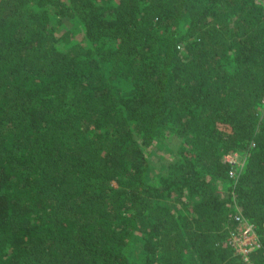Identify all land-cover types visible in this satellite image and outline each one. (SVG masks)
<instances>
[{"label":"trees","instance_id":"obj_1","mask_svg":"<svg viewBox=\"0 0 264 264\" xmlns=\"http://www.w3.org/2000/svg\"><path fill=\"white\" fill-rule=\"evenodd\" d=\"M0 264H264V0H0Z\"/></svg>","mask_w":264,"mask_h":264},{"label":"built area","instance_id":"obj_2","mask_svg":"<svg viewBox=\"0 0 264 264\" xmlns=\"http://www.w3.org/2000/svg\"><path fill=\"white\" fill-rule=\"evenodd\" d=\"M226 158L233 162V160L229 159L230 154ZM235 217L238 221V227L231 231L229 241L235 251L247 259L248 253L260 245L259 234L255 225L241 212H236Z\"/></svg>","mask_w":264,"mask_h":264},{"label":"rangeland","instance_id":"obj_3","mask_svg":"<svg viewBox=\"0 0 264 264\" xmlns=\"http://www.w3.org/2000/svg\"><path fill=\"white\" fill-rule=\"evenodd\" d=\"M175 149H176V145L173 141H171L170 143L168 141L167 142L163 141V143H161L160 145L155 144L152 148L155 163H157V165L159 166H163L161 164L167 162L168 159H170L172 156H175V152H176ZM229 159L233 160V162L235 163L236 165L235 172H237L244 163V153L240 151H236L230 154Z\"/></svg>","mask_w":264,"mask_h":264}]
</instances>
